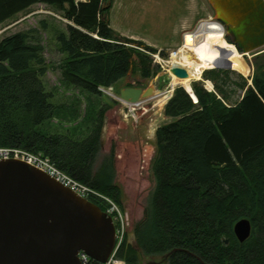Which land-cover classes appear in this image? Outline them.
<instances>
[{
	"label": "trees",
	"instance_id": "16d2710c",
	"mask_svg": "<svg viewBox=\"0 0 264 264\" xmlns=\"http://www.w3.org/2000/svg\"><path fill=\"white\" fill-rule=\"evenodd\" d=\"M38 3L63 12L71 22L56 35L65 55L59 65L63 86L101 95V87H113L127 76L133 55L144 78L156 72L148 56L128 44L152 53L156 48L110 27L114 0H0V25ZM44 25L41 21V29ZM46 72L38 29L0 40V147L48 157L123 210L114 144L97 164L110 106L101 105L88 132L79 137L46 130L58 110L43 81ZM204 81L212 83V91ZM192 91L193 96L176 88L164 107L170 121L155 134L153 188L143 219L134 226L136 245L123 239L117 258L124 264L165 255L167 264H264V62L248 77L232 69H207ZM93 203L105 211L102 203ZM243 218L251 222V234L239 242L233 228Z\"/></svg>",
	"mask_w": 264,
	"mask_h": 264
},
{
	"label": "rangeland",
	"instance_id": "374dc122",
	"mask_svg": "<svg viewBox=\"0 0 264 264\" xmlns=\"http://www.w3.org/2000/svg\"><path fill=\"white\" fill-rule=\"evenodd\" d=\"M127 1L132 0H114L109 14L110 26L124 36L127 33L137 34L143 40V44L152 48L157 47L158 51L152 53L143 46L128 44L146 54L150 60L148 62L150 70L156 72L151 77L144 78L136 55H133V62L127 76L113 87H101L102 94L98 96L82 93L61 84L59 65L65 55L58 48L56 35L60 32L65 33L67 26L71 24L64 18L63 12L51 11L46 9V6L28 9L0 25V40L11 33L29 28L40 31L47 63V72L43 81L47 90L53 94L52 101L58 106H64L63 109L56 111V116L50 121V126L46 124V130L70 131L71 134L78 136L88 132L101 105L110 106L106 113L103 130L104 149L98 155L97 164L109 154L111 144H114L113 155L117 182L123 194L121 202L124 222L122 239L126 240L127 245L135 246L134 226L143 219L146 199L153 188L151 168L157 155L155 134L159 127L170 121L164 115V107L174 90L182 87L179 84H176L173 90L170 87L171 76L167 66L171 60V53L177 51L183 44V41L181 43L178 40L180 32H193L201 22L216 21V18L207 0H141L128 8L124 3ZM41 21L45 23L43 29L40 27ZM160 51L165 56L161 55ZM241 56L250 70L249 75L247 74L250 76L256 64L264 62V47L248 55L241 54ZM207 69L211 68L203 71ZM166 76H170V84L165 82ZM201 79L202 74L200 78L191 81V93L187 90L190 95H194L192 83ZM125 85L143 89L154 86L157 95L139 105L127 107L118 100L114 103L112 100L115 99L105 92L106 90L117 92ZM204 87L209 91L213 90L210 81H204ZM159 260L160 257H141L140 264Z\"/></svg>",
	"mask_w": 264,
	"mask_h": 264
},
{
	"label": "water",
	"instance_id": "95a60500",
	"mask_svg": "<svg viewBox=\"0 0 264 264\" xmlns=\"http://www.w3.org/2000/svg\"><path fill=\"white\" fill-rule=\"evenodd\" d=\"M207 1L238 52L248 55L264 47V0ZM197 29L185 33L183 42ZM170 72L180 79L188 76L180 67ZM165 82L170 84V76ZM105 92L129 105L157 95L154 86ZM233 231L244 242L251 222L240 219ZM115 243L114 221L98 205L20 160H0V264H82L80 252L106 263ZM168 256L143 264H166Z\"/></svg>",
	"mask_w": 264,
	"mask_h": 264
},
{
	"label": "bare ground",
	"instance_id": "6f19581e",
	"mask_svg": "<svg viewBox=\"0 0 264 264\" xmlns=\"http://www.w3.org/2000/svg\"><path fill=\"white\" fill-rule=\"evenodd\" d=\"M224 32V28L217 21L205 20L200 23L193 37L186 36L183 45L171 53L167 66L172 90L179 84L191 93V81L200 78L206 68L233 69L245 76L249 75L248 66L235 46L225 39ZM174 67L184 68L188 76L180 79L172 75L170 69Z\"/></svg>",
	"mask_w": 264,
	"mask_h": 264
},
{
	"label": "built area",
	"instance_id": "2783aa9c",
	"mask_svg": "<svg viewBox=\"0 0 264 264\" xmlns=\"http://www.w3.org/2000/svg\"><path fill=\"white\" fill-rule=\"evenodd\" d=\"M100 90H102V88H100ZM122 104L127 107L133 106L124 103ZM9 159L20 160L26 163L27 165L44 172L49 177L60 183L62 186L69 188L81 197L86 198L91 202L96 201L102 203L105 207L104 212H106L109 216L112 217L115 227L117 226L118 229L116 231L115 247L106 263H98L83 252L79 253V259L82 264H124L123 261L117 258V252L123 240L122 238L124 231V222L121 209L115 201L97 192L90 186L83 184L74 179L73 177L67 175L59 168H57L48 157H45L41 154H35L21 148L0 147V160Z\"/></svg>",
	"mask_w": 264,
	"mask_h": 264
},
{
	"label": "crops",
	"instance_id": "0c3cea01",
	"mask_svg": "<svg viewBox=\"0 0 264 264\" xmlns=\"http://www.w3.org/2000/svg\"><path fill=\"white\" fill-rule=\"evenodd\" d=\"M76 1H81V2H85V1H87V0H76ZM135 2L137 3V2H141V0H135V1H127V2H124L125 4H126V6H127V8L129 7V6H131V5H134L135 4ZM40 6H46L45 8L46 9H49V10H56V9H54V8H52L51 6H49V5H46V4H43V3H38V4H35V5H33V6H31V8H35V7H40ZM30 8V9H31ZM59 12V11H58ZM129 13H130V11H129ZM129 16V15H128ZM111 27V26H110ZM113 29V28H112ZM114 30V29H113ZM115 31V30H114ZM116 32V31H115ZM118 35H120V36H122V37H127V38H130V39H133V40H139V41H143L140 37H138V35L137 34H134V33H127L125 36L123 35V34H119L118 32H116ZM185 33H187V32H185ZM184 32H180V36H179V42H181L182 43V41H183V36H184V34H185ZM146 42V41H145ZM178 42V41H177ZM154 47H156V46H154ZM157 48V47H156ZM159 49H161V48H159ZM53 102V101H52ZM54 103V102H53ZM64 108V106H62V105H59L58 106V110H60V109H63ZM56 122V121H55Z\"/></svg>",
	"mask_w": 264,
	"mask_h": 264
},
{
	"label": "flooded vegetation",
	"instance_id": "af4514ba",
	"mask_svg": "<svg viewBox=\"0 0 264 264\" xmlns=\"http://www.w3.org/2000/svg\"><path fill=\"white\" fill-rule=\"evenodd\" d=\"M167 264V263H166Z\"/></svg>",
	"mask_w": 264,
	"mask_h": 264
}]
</instances>
